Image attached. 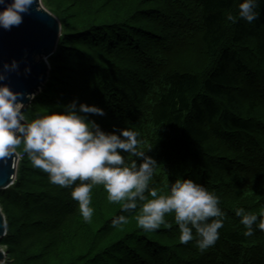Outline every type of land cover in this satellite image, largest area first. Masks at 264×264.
Returning a JSON list of instances; mask_svg holds the SVG:
<instances>
[{
	"label": "trees",
	"instance_id": "1",
	"mask_svg": "<svg viewBox=\"0 0 264 264\" xmlns=\"http://www.w3.org/2000/svg\"><path fill=\"white\" fill-rule=\"evenodd\" d=\"M242 2L42 0L61 36L29 120L74 99L104 109L90 117L104 131L140 132L158 163L150 187L164 194L176 180L195 181L220 198L224 227L205 252L195 233L180 243L174 214L154 232L136 213L114 229L113 218L129 214L103 186L92 189L85 222L72 189L50 184L23 155L0 192L7 264H264V231L254 225L245 237L235 215L264 213V0L251 24L239 18Z\"/></svg>",
	"mask_w": 264,
	"mask_h": 264
},
{
	"label": "clouds",
	"instance_id": "2",
	"mask_svg": "<svg viewBox=\"0 0 264 264\" xmlns=\"http://www.w3.org/2000/svg\"><path fill=\"white\" fill-rule=\"evenodd\" d=\"M34 4L38 11H43L40 0H11V3L0 0V6H3L0 28L10 31L19 27ZM257 6L258 0H243L239 4V18L253 23L259 18ZM228 20L237 22L231 15ZM17 69L15 60L11 64L5 63L0 81L6 80V74ZM23 98L24 94L0 84V161L24 155L33 168L47 174L50 184L71 188V198L78 202L79 213L85 222H91L94 215L92 189L103 186L107 200L121 204V211L129 214L113 218L111 226L114 229L126 225L130 216L136 213L138 227L145 232H154L162 225L167 227L165 216L174 214L181 244L193 241L195 233L200 252L215 246L220 238L218 230L224 227L225 213L219 207L220 198L191 179L176 180L168 192L158 194L156 188L150 187L158 163L141 150L143 141L139 131L115 127L111 132L104 131L90 118L106 116L104 109L81 103L78 99L58 106L61 111L48 109L47 115L37 114L29 120ZM27 99L34 100L35 95H29ZM235 215L241 217L245 237L254 235V225L264 231V213L258 218L239 208ZM0 264H4L3 260Z\"/></svg>",
	"mask_w": 264,
	"mask_h": 264
},
{
	"label": "water",
	"instance_id": "3",
	"mask_svg": "<svg viewBox=\"0 0 264 264\" xmlns=\"http://www.w3.org/2000/svg\"><path fill=\"white\" fill-rule=\"evenodd\" d=\"M11 3V0H6ZM33 5L30 14L24 15L23 23L10 31L0 28V72L5 63L13 60L18 69L7 73V79L0 84L8 85L14 92L24 94L22 102L27 107L32 100L27 96L37 95L45 88L49 75L48 59L57 48L61 36V25L58 19L44 9L37 10ZM3 10V6H0ZM30 69V72H26ZM25 107V108H26ZM18 164L17 155L0 161V192L11 186L15 180ZM5 219L0 215V239L5 235ZM5 252L0 250V260H5Z\"/></svg>",
	"mask_w": 264,
	"mask_h": 264
},
{
	"label": "rangeland",
	"instance_id": "4",
	"mask_svg": "<svg viewBox=\"0 0 264 264\" xmlns=\"http://www.w3.org/2000/svg\"><path fill=\"white\" fill-rule=\"evenodd\" d=\"M40 2H41V5H42V7L44 8V9H46L47 10V8H45L44 6H43V4H42V0H40ZM48 11V10H47ZM49 12V11H48ZM54 16V15H53ZM40 93V92H39ZM37 96V95H36ZM33 101V100H32ZM32 101H31V103H32ZM30 103V104H31ZM29 104V105H30ZM29 105L27 106V107H29ZM27 107L25 108V110L27 109ZM17 157H18V164H20V162L22 161V159L24 158L23 157V155H17ZM18 164H17V167H18ZM18 169V168H17ZM16 175H17V170H16ZM15 178H16V176H15ZM6 190V189H5ZM5 190H3V191H5ZM5 219V218H4ZM5 249H6V247L5 246H3V245H0V250L1 251H3V252H5ZM6 254V253H5ZM7 262H8V260H7V254L5 255V260H4V264H7Z\"/></svg>",
	"mask_w": 264,
	"mask_h": 264
}]
</instances>
